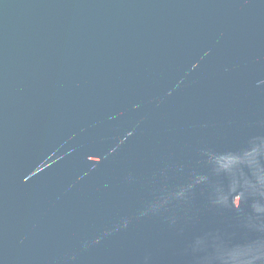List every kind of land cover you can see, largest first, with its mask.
Instances as JSON below:
<instances>
[{"label":"water","instance_id":"1","mask_svg":"<svg viewBox=\"0 0 264 264\" xmlns=\"http://www.w3.org/2000/svg\"><path fill=\"white\" fill-rule=\"evenodd\" d=\"M0 264H264V0H0Z\"/></svg>","mask_w":264,"mask_h":264}]
</instances>
